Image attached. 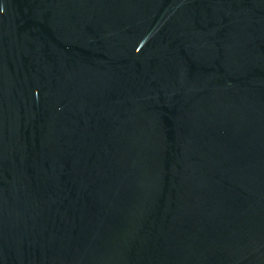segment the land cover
<instances>
[{"label":"water","instance_id":"1","mask_svg":"<svg viewBox=\"0 0 264 264\" xmlns=\"http://www.w3.org/2000/svg\"><path fill=\"white\" fill-rule=\"evenodd\" d=\"M0 264H264V0H0Z\"/></svg>","mask_w":264,"mask_h":264}]
</instances>
